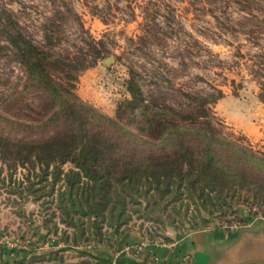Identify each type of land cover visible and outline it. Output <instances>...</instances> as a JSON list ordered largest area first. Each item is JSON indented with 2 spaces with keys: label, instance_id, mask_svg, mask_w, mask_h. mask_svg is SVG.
I'll list each match as a JSON object with an SVG mask.
<instances>
[{
  "label": "rangeland",
  "instance_id": "obj_1",
  "mask_svg": "<svg viewBox=\"0 0 264 264\" xmlns=\"http://www.w3.org/2000/svg\"><path fill=\"white\" fill-rule=\"evenodd\" d=\"M108 3L113 16L105 25L92 8L105 11ZM3 11L38 48L82 67L97 61L79 73L76 94L99 112L117 117L132 99L133 75L161 106L185 109L222 95L211 106L219 136L264 154V0H0V128H8V121L37 125L45 111L37 93L25 91L28 74L6 40ZM9 129L21 135L17 125ZM25 175L0 160V264H119L125 255L142 259L144 249L157 264L156 250L185 235L264 223V204L244 197L214 216L194 205L177 216V203L169 204L166 224L134 215L118 232L105 228L101 238L68 247L61 237L73 230L53 216L51 197L23 201L17 194Z\"/></svg>",
  "mask_w": 264,
  "mask_h": 264
},
{
  "label": "trees",
  "instance_id": "obj_2",
  "mask_svg": "<svg viewBox=\"0 0 264 264\" xmlns=\"http://www.w3.org/2000/svg\"><path fill=\"white\" fill-rule=\"evenodd\" d=\"M92 9L110 24V3L105 11ZM2 13L9 19L6 40L28 74L25 91L37 93L45 120L0 128V160L11 172L27 171L21 200L51 197L53 216L73 230L61 237L66 246L101 238L105 228L118 232L134 215L166 224L169 204H180L174 210L180 217L191 205L225 215L236 196L264 204V154L220 137L211 122V106L222 95L196 98L185 109L161 106L144 96L133 75L132 99L111 118L76 94L79 73L96 60L82 67L38 48ZM11 125L21 135H12Z\"/></svg>",
  "mask_w": 264,
  "mask_h": 264
},
{
  "label": "crops",
  "instance_id": "obj_3",
  "mask_svg": "<svg viewBox=\"0 0 264 264\" xmlns=\"http://www.w3.org/2000/svg\"><path fill=\"white\" fill-rule=\"evenodd\" d=\"M148 250L144 249L142 259L125 255L119 264H151ZM156 252L157 264H178L185 259L188 264H264V223L237 231L194 232Z\"/></svg>",
  "mask_w": 264,
  "mask_h": 264
},
{
  "label": "built area",
  "instance_id": "obj_4",
  "mask_svg": "<svg viewBox=\"0 0 264 264\" xmlns=\"http://www.w3.org/2000/svg\"><path fill=\"white\" fill-rule=\"evenodd\" d=\"M178 264H188V261H187V259H185V260L181 261V262L178 263Z\"/></svg>",
  "mask_w": 264,
  "mask_h": 264
}]
</instances>
